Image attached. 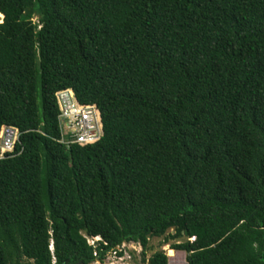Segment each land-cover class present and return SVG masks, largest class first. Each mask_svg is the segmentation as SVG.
Instances as JSON below:
<instances>
[{
    "label": "trees",
    "instance_id": "obj_1",
    "mask_svg": "<svg viewBox=\"0 0 264 264\" xmlns=\"http://www.w3.org/2000/svg\"><path fill=\"white\" fill-rule=\"evenodd\" d=\"M0 13V129L20 132L0 158V264H103L123 243L168 264L146 259L153 237L188 264H264V0ZM62 89L96 107V142L58 141Z\"/></svg>",
    "mask_w": 264,
    "mask_h": 264
},
{
    "label": "built area",
    "instance_id": "obj_2",
    "mask_svg": "<svg viewBox=\"0 0 264 264\" xmlns=\"http://www.w3.org/2000/svg\"><path fill=\"white\" fill-rule=\"evenodd\" d=\"M58 105L59 142L69 146L71 144H90L96 142L102 135L99 113L94 105H81L71 89H62L56 92ZM19 130L10 125L0 129V158L14 150L19 141ZM99 237L87 238L90 245H94ZM129 243L117 246L110 255L116 256L118 252ZM53 249L51 245V250ZM168 264H188L186 260H172L168 257Z\"/></svg>",
    "mask_w": 264,
    "mask_h": 264
},
{
    "label": "rangeland",
    "instance_id": "obj_3",
    "mask_svg": "<svg viewBox=\"0 0 264 264\" xmlns=\"http://www.w3.org/2000/svg\"><path fill=\"white\" fill-rule=\"evenodd\" d=\"M2 21V18H1ZM0 21V22H1ZM33 22H37V17L33 18ZM169 232H172L170 230ZM182 240H169L167 243H163V237H153L149 240V246L150 249L146 252V259L149 258L154 252L156 251H164L168 257L170 255L168 254L169 250H172L176 255H180L183 259L186 260V253L184 251L180 250H175L171 248V245L173 243H179ZM141 246L137 243H129L127 244L122 250H121V255H108L106 260L104 261L103 264H144L141 262ZM172 257V256H171ZM91 264H101L98 261H95ZM147 264V263H145Z\"/></svg>",
    "mask_w": 264,
    "mask_h": 264
},
{
    "label": "bare ground",
    "instance_id": "obj_4",
    "mask_svg": "<svg viewBox=\"0 0 264 264\" xmlns=\"http://www.w3.org/2000/svg\"><path fill=\"white\" fill-rule=\"evenodd\" d=\"M1 18H3V15L0 13V21H1ZM168 254L170 255V258L172 260H181V259H183L180 255H176L172 250H169Z\"/></svg>",
    "mask_w": 264,
    "mask_h": 264
},
{
    "label": "clouds",
    "instance_id": "obj_5",
    "mask_svg": "<svg viewBox=\"0 0 264 264\" xmlns=\"http://www.w3.org/2000/svg\"><path fill=\"white\" fill-rule=\"evenodd\" d=\"M51 249V248H50Z\"/></svg>",
    "mask_w": 264,
    "mask_h": 264
},
{
    "label": "water",
    "instance_id": "obj_6",
    "mask_svg": "<svg viewBox=\"0 0 264 264\" xmlns=\"http://www.w3.org/2000/svg\"><path fill=\"white\" fill-rule=\"evenodd\" d=\"M81 264V263H80Z\"/></svg>",
    "mask_w": 264,
    "mask_h": 264
}]
</instances>
